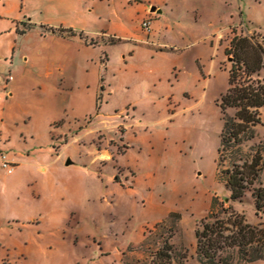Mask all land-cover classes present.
<instances>
[{
    "label": "rangeland",
    "instance_id": "obj_1",
    "mask_svg": "<svg viewBox=\"0 0 264 264\" xmlns=\"http://www.w3.org/2000/svg\"><path fill=\"white\" fill-rule=\"evenodd\" d=\"M126 1L26 2L73 37L43 24L21 39L28 63L7 57L17 85L0 152L46 167L5 175L0 164V264H117L120 249L171 211L180 214L172 242L185 264H201L194 229L214 196H229L216 175L224 50L234 35L264 38V0H152L145 15ZM231 204L264 226L250 193ZM136 245L125 251L131 264L146 255Z\"/></svg>",
    "mask_w": 264,
    "mask_h": 264
},
{
    "label": "trees",
    "instance_id": "obj_2",
    "mask_svg": "<svg viewBox=\"0 0 264 264\" xmlns=\"http://www.w3.org/2000/svg\"><path fill=\"white\" fill-rule=\"evenodd\" d=\"M224 53L230 66L227 87L216 99L222 120L216 175L229 196H214L207 214L198 220L195 253L201 264H254L264 258V226L249 223L231 201L250 193L256 213L264 211V137L258 139L256 131L264 107V38L256 33L234 35ZM179 221L180 214L171 211L146 228L136 245L146 255L134 264H185V252L172 242ZM125 255L121 263L131 264Z\"/></svg>",
    "mask_w": 264,
    "mask_h": 264
},
{
    "label": "crops",
    "instance_id": "obj_3",
    "mask_svg": "<svg viewBox=\"0 0 264 264\" xmlns=\"http://www.w3.org/2000/svg\"><path fill=\"white\" fill-rule=\"evenodd\" d=\"M27 0H0V120L4 119V112L8 101L14 98V88L16 87V78L11 75V72L15 71L13 62H7V57L10 55L13 58L19 56L21 60L24 59L26 63L29 62V55L22 51L21 39L27 30L35 29L37 30L39 26L43 24L46 25L47 34L50 35H59L73 37L72 33L65 31L64 27H58V21L52 19H45L40 16V11H35L30 13L26 8ZM152 0H127L126 3L130 5L132 10L142 11L143 14H152L155 13L157 7L152 5ZM62 24V23H60ZM115 25V23H111ZM71 29V28H68ZM73 31V29H71ZM60 32V33H59ZM127 33V31H125ZM60 72V69H58ZM53 73L52 68L45 66L43 69L44 78L48 79L49 76ZM104 148L99 151L100 157H105L106 155L102 154ZM2 152V151H1ZM20 153L13 155L9 158L10 161L14 163L15 166L30 165L37 166L38 171H43L46 167V163H39L38 161H21L19 159ZM15 167L13 172L5 175H14ZM160 219H154L152 224L146 225L142 232L140 233L137 241L130 242L128 246L138 244L142 237L143 232L146 228L151 227L155 222ZM125 249H120V255L118 257V263H121V258L123 257V252Z\"/></svg>",
    "mask_w": 264,
    "mask_h": 264
},
{
    "label": "built area",
    "instance_id": "obj_4",
    "mask_svg": "<svg viewBox=\"0 0 264 264\" xmlns=\"http://www.w3.org/2000/svg\"><path fill=\"white\" fill-rule=\"evenodd\" d=\"M142 26H144L146 29L149 28V20H143ZM0 164L2 169L6 174H10L13 172L14 163L6 158L5 154L3 152H0Z\"/></svg>",
    "mask_w": 264,
    "mask_h": 264
}]
</instances>
